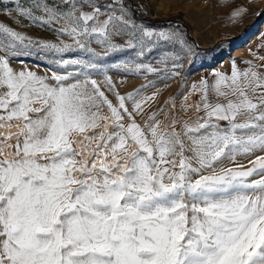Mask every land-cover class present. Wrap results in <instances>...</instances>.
Wrapping results in <instances>:
<instances>
[{"label": "snow or ice", "instance_id": "snow-or-ice-1", "mask_svg": "<svg viewBox=\"0 0 264 264\" xmlns=\"http://www.w3.org/2000/svg\"><path fill=\"white\" fill-rule=\"evenodd\" d=\"M13 2L19 17L72 42L0 22V264H264V63L193 83L181 107L194 122L177 115L162 126L153 112L141 125L153 82L122 95L107 72H160L135 58L161 41L190 52L178 32L137 23L126 0ZM129 50L132 60L104 62ZM29 56L55 70L11 66Z\"/></svg>", "mask_w": 264, "mask_h": 264}, {"label": "rangeland", "instance_id": "rangeland-1", "mask_svg": "<svg viewBox=\"0 0 264 264\" xmlns=\"http://www.w3.org/2000/svg\"><path fill=\"white\" fill-rule=\"evenodd\" d=\"M135 1L136 3H132ZM126 0V3L134 9L138 8V14L132 13V18L139 24L159 30L178 32L186 45L191 47L187 52L177 43L159 42L153 51L146 53L144 57L135 58L134 51L114 53L104 58L106 64L120 63L136 59V62L149 63L153 67L161 69L158 73H129L122 70L110 69L107 75L115 82L118 91L123 95L144 88L143 96H151L156 93L154 100L149 101L142 114H137V122L143 125L153 112L159 113L162 126L171 122L174 116L194 122L196 112L185 110L181 107L185 103L184 97L191 92V85L202 79H207L211 84L215 72L230 73L233 63L243 69L248 67L247 61L264 63L260 57H264V0ZM31 0H20L22 6H29ZM51 3H59L60 0H48ZM107 2V0H101ZM13 0H0V22L10 26L14 30L33 37L53 42L63 40L71 43L68 36H58L53 30L43 27L38 23H31L26 18L19 17ZM242 10L238 17L233 12ZM9 11L11 14H9ZM21 20L23 22H17ZM119 43H124L125 37H115ZM91 47L97 52H104V48L96 43ZM180 57L179 60L167 59L162 62L165 55ZM87 58V54L67 53L65 58ZM24 60V66L37 71L38 74H50L55 70L45 60L35 57H19L10 61L14 69L19 70ZM181 67L173 68V64ZM168 73V74H166ZM178 73V75L176 74ZM92 78L101 83L109 98L116 103V97L107 90L104 83V75L93 73ZM199 98V96H198ZM192 95L187 103H191ZM131 110V102H127ZM105 113L107 109L105 108ZM203 115V113H199ZM223 123V122H222ZM180 130V126H177ZM260 153H257L259 155ZM188 155H191L188 153ZM254 158V157H253ZM249 158L238 157L240 164L250 166ZM225 167L233 165L225 160Z\"/></svg>", "mask_w": 264, "mask_h": 264}, {"label": "bare ground", "instance_id": "bare-ground-1", "mask_svg": "<svg viewBox=\"0 0 264 264\" xmlns=\"http://www.w3.org/2000/svg\"><path fill=\"white\" fill-rule=\"evenodd\" d=\"M192 102L191 103H189V104H196V103H199V100H200V97L198 98V96L197 95H192ZM189 111H191V112H195L194 110H189ZM13 131H14V129H13Z\"/></svg>", "mask_w": 264, "mask_h": 264}, {"label": "trees", "instance_id": "trees-1", "mask_svg": "<svg viewBox=\"0 0 264 264\" xmlns=\"http://www.w3.org/2000/svg\"><path fill=\"white\" fill-rule=\"evenodd\" d=\"M131 1H132V0H131ZM132 3H134V4H135L136 2H135V1H132ZM134 10H135V11H133V12H134V14H138V13H139V12H138V8H137V7H134Z\"/></svg>", "mask_w": 264, "mask_h": 264}, {"label": "built area", "instance_id": "built-area-1", "mask_svg": "<svg viewBox=\"0 0 264 264\" xmlns=\"http://www.w3.org/2000/svg\"><path fill=\"white\" fill-rule=\"evenodd\" d=\"M195 95L199 96V94H195Z\"/></svg>", "mask_w": 264, "mask_h": 264}]
</instances>
